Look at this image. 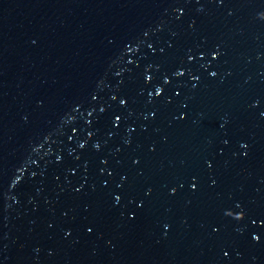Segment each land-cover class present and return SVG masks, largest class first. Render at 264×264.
<instances>
[{
    "label": "water",
    "instance_id": "obj_1",
    "mask_svg": "<svg viewBox=\"0 0 264 264\" xmlns=\"http://www.w3.org/2000/svg\"><path fill=\"white\" fill-rule=\"evenodd\" d=\"M262 112L264 0H0V264H264Z\"/></svg>",
    "mask_w": 264,
    "mask_h": 264
},
{
    "label": "snow or ice",
    "instance_id": "obj_2",
    "mask_svg": "<svg viewBox=\"0 0 264 264\" xmlns=\"http://www.w3.org/2000/svg\"><path fill=\"white\" fill-rule=\"evenodd\" d=\"M219 3H220V4H223V3H224V0H219ZM128 47H129V50H131V45H130V44L128 45ZM149 47H151V45H149ZM161 51H163V49H161ZM210 55H211V54H210ZM188 58H189V59H193L194 57H192L191 55H189ZM202 58H203V57H202ZM213 60H215V56H213ZM178 75L183 76L184 73L180 72V73H178ZM216 75H217V73H216L215 71L211 72V76H212V77H215ZM148 79H151V77H148ZM193 79H195V80H199L200 77H199V76H195V75H193ZM160 94H161V92H160L159 90H157L156 95L159 96ZM176 95L179 96L180 93L177 92ZM113 99H115V97H114ZM120 103H121V104H127V100H121ZM183 107H184V108H187L188 105L185 103V104H183ZM77 111H79V109H77ZM100 111L103 112L104 109L101 108ZM89 115H91V113H89ZM152 115L155 116L156 113L153 112ZM261 115H264V112H262ZM181 118H182V117H181ZM120 122H121V114H120V115H115V118H114L113 123H115V124L117 125V127H118L119 124H120ZM129 130H130V132L135 131V129H134V128H131V127H130ZM89 134L91 135V133H89ZM225 142H227V141H225ZM80 147L83 148L84 145H80ZM97 147H99V145H97ZM152 150L155 151V148H153ZM247 155H248V152H244V156L246 157ZM107 163H108V161L105 160V161H104V164H107ZM134 163L137 164V165H139L140 161H139V160H135ZM208 167L211 169V168L213 167V163L208 162ZM102 171H106V169H102ZM71 172H72L73 175H75V172H74V171H71ZM110 175H111V173H110ZM127 179H128V177L125 175V176L123 177V180L126 182ZM193 181H194V182L191 183L190 187H191L193 190H196V189L198 188V183H199L198 178L193 177ZM213 184H215V181H213ZM104 186L107 187V182H105ZM118 187L121 188V192H120V194H116L115 192H112V193H111V195H112V197H113V199H114V205H115V206H119V205H121V204L123 203L124 195H125V193H124V191H123V187H124L123 184L118 185ZM181 187H182V186H181ZM76 191H77V192H80V191H81V188L76 189ZM177 192H178V189H176V188H172V189H171V192H170V195L175 196V195L177 194ZM151 193H152V189H148L147 192H146V195H147V196H150ZM130 202H131V203H136V200H135V199H130ZM145 207H146V201H141V202L139 203L138 208L142 210V209H144ZM236 207L239 208V205H237ZM65 215L67 216V213H65ZM135 218H136L135 216L132 217V219H135ZM262 223H264V221H262ZM85 227H86V230H87V233H88V234H93V233H94V230H95V225H94V224H93L92 226L85 225ZM219 231H220L219 227L214 226V232H217V233H218ZM68 235H71V233L69 232ZM261 238H262L261 235H256V236L253 237V239L256 240L257 242H260V241H261ZM225 255L227 256V253H225Z\"/></svg>",
    "mask_w": 264,
    "mask_h": 264
}]
</instances>
